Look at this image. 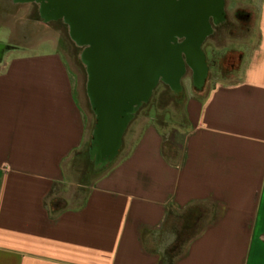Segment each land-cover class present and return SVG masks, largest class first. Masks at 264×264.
I'll list each match as a JSON object with an SVG mask.
<instances>
[{
	"label": "crops",
	"instance_id": "obj_1",
	"mask_svg": "<svg viewBox=\"0 0 264 264\" xmlns=\"http://www.w3.org/2000/svg\"><path fill=\"white\" fill-rule=\"evenodd\" d=\"M14 3L35 4L43 21L40 2ZM245 8L253 50L234 80L205 77L195 85L177 159L165 157V132L152 116L135 113L113 163L79 202L83 186L70 185L68 172L96 126L56 41L51 50L26 36L7 40L0 52V264H160L143 236L159 231L170 209L207 202L217 219L176 264H264V0H246ZM0 27L11 34V25ZM55 199L64 204L56 214Z\"/></svg>",
	"mask_w": 264,
	"mask_h": 264
},
{
	"label": "water",
	"instance_id": "obj_2",
	"mask_svg": "<svg viewBox=\"0 0 264 264\" xmlns=\"http://www.w3.org/2000/svg\"><path fill=\"white\" fill-rule=\"evenodd\" d=\"M64 20L85 46L88 91L97 116L92 155L114 160L137 110L159 82L181 89L187 67L201 85L207 75L202 45L219 23L224 0H26Z\"/></svg>",
	"mask_w": 264,
	"mask_h": 264
},
{
	"label": "rangeland",
	"instance_id": "obj_3",
	"mask_svg": "<svg viewBox=\"0 0 264 264\" xmlns=\"http://www.w3.org/2000/svg\"><path fill=\"white\" fill-rule=\"evenodd\" d=\"M224 1V22L216 24L213 19L210 20L212 33L202 45L209 68L205 83L234 80L237 76L233 71L241 69L243 59L253 50L256 42L253 20L250 17L245 18L249 15L245 8L246 0ZM239 12L241 17L238 15ZM4 24L11 25L13 28L8 35V30L0 27V52L6 51L7 40L19 44V39L24 36L30 39L33 47L44 42L52 46L51 50H55V41L58 43V51L69 67L77 96L86 116L90 119L91 127L94 128L97 116L88 91V65L83 60L85 46L73 40L69 25L64 20L43 22L39 7L35 4L16 5L14 0H0V26ZM23 28H25V34L21 32ZM44 52L51 51L46 49ZM180 85V91H175L170 85L159 82L148 103L136 112V116L146 118L152 116L153 121L166 133L168 142L173 141L177 150L183 143L187 129L186 100L192 94H196V83L188 67ZM87 145L88 141L80 154L73 157L68 172L70 185L84 186V193L77 191V202L80 196H84L88 187L101 177L114 161L99 166ZM201 208L203 214L199 221V228L208 225L213 218V208L210 204L201 205ZM172 225L181 229V222L177 219H172Z\"/></svg>",
	"mask_w": 264,
	"mask_h": 264
},
{
	"label": "trees",
	"instance_id": "obj_4",
	"mask_svg": "<svg viewBox=\"0 0 264 264\" xmlns=\"http://www.w3.org/2000/svg\"><path fill=\"white\" fill-rule=\"evenodd\" d=\"M238 15L241 17L240 12ZM246 15L245 18H249ZM204 53V52H203ZM97 125V121H96ZM96 128V127H95ZM94 145V136L90 146V152L92 151ZM182 147V145H181ZM176 149L174 142H168L166 133L164 134V154L167 159H177L180 149ZM80 154V153H79ZM79 154H76L78 156ZM84 187V186H83ZM84 188H80L79 193H84ZM210 204L213 208V218L211 222L199 228V221L202 218V208L201 205ZM63 201L60 199H55V204L51 203V210L53 213H59L64 209ZM216 206L210 202L207 203H195L190 205L184 210L175 211L170 209L167 214L165 223L162 225L159 231H150L143 236V241L147 250L151 253H156L161 256L160 264H176L177 261L185 254L188 246L198 238V236L203 232V230L214 223L217 219ZM172 219H177L181 222V229L172 225Z\"/></svg>",
	"mask_w": 264,
	"mask_h": 264
},
{
	"label": "flooded vegetation",
	"instance_id": "obj_5",
	"mask_svg": "<svg viewBox=\"0 0 264 264\" xmlns=\"http://www.w3.org/2000/svg\"><path fill=\"white\" fill-rule=\"evenodd\" d=\"M41 10H42V9H41ZM224 11H225V10H224ZM224 13H225V12H223V16H222L223 19H222V21L219 22V23H216V24H221V23L224 22ZM42 16H43V17H42V18H43V21L46 22V23H50V22H53V21L56 20L55 18H52V17L50 18L49 16H47L46 12L44 13L43 11H42ZM57 20H61V19H57ZM211 33H212V30H211ZM211 33H210V34H211ZM199 80H200V79L197 78V77L195 76V83H196V85H198V86H199ZM148 101H149V100H148ZM148 101H147L146 103H148ZM146 103H145V104H146ZM143 105H144V104H143ZM143 105H142V106H143ZM142 106H141V107H142Z\"/></svg>",
	"mask_w": 264,
	"mask_h": 264
},
{
	"label": "bare ground",
	"instance_id": "obj_6",
	"mask_svg": "<svg viewBox=\"0 0 264 264\" xmlns=\"http://www.w3.org/2000/svg\"><path fill=\"white\" fill-rule=\"evenodd\" d=\"M83 60H84V62L86 63L87 61H85V57H84V54H83ZM87 64V63H86Z\"/></svg>",
	"mask_w": 264,
	"mask_h": 264
}]
</instances>
